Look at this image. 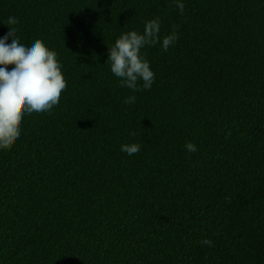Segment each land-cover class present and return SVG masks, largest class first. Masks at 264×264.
<instances>
[{
    "label": "trees",
    "instance_id": "16d2710c",
    "mask_svg": "<svg viewBox=\"0 0 264 264\" xmlns=\"http://www.w3.org/2000/svg\"><path fill=\"white\" fill-rule=\"evenodd\" d=\"M183 2L0 0V37L16 17L67 82L0 150V264H264V0ZM157 17L179 39L133 93L108 47Z\"/></svg>",
    "mask_w": 264,
    "mask_h": 264
},
{
    "label": "clouds",
    "instance_id": "9594fccd",
    "mask_svg": "<svg viewBox=\"0 0 264 264\" xmlns=\"http://www.w3.org/2000/svg\"><path fill=\"white\" fill-rule=\"evenodd\" d=\"M173 3L182 15L185 9L183 0H173ZM18 23L16 17L9 16L5 24L9 31L0 37V150L19 139L25 115L51 113L67 88L57 52L38 38L22 43L16 36ZM160 33L161 22L157 17L144 22L142 33L135 30L124 32L108 47L106 63L110 72L119 78L120 87L133 93L152 88L155 73L141 49L159 44L161 50L167 52L179 39L175 29L163 37ZM10 38L11 43H8ZM8 65H12L10 70ZM135 101L136 96L130 95L123 103L130 105ZM129 135L134 136L135 132ZM185 149L194 153L197 146L187 142ZM140 150L138 143L120 145V151L128 156L138 154ZM201 243L211 246L212 241L205 238Z\"/></svg>",
    "mask_w": 264,
    "mask_h": 264
}]
</instances>
